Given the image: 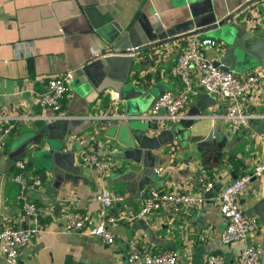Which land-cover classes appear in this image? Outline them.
I'll use <instances>...</instances> for the list:
<instances>
[{
	"label": "crops",
	"instance_id": "crops-1",
	"mask_svg": "<svg viewBox=\"0 0 264 264\" xmlns=\"http://www.w3.org/2000/svg\"><path fill=\"white\" fill-rule=\"evenodd\" d=\"M255 1L0 0V229L35 231L20 251V264H126L129 240L148 254L174 251L177 264H203L205 254H219L225 264H237L245 244H263L264 175L253 177L238 197L243 213L262 225L245 243L222 242L217 193L264 158V62L250 59L246 64L245 73H255L261 81L245 98L246 112L255 118L240 134L230 136V126L222 118L229 102L202 91L190 98L182 120L158 125L174 131L173 142L162 147L152 131L140 135L146 123L110 119L118 113L147 114L156 96L180 89L170 69L186 39L214 42V47H206V58L212 63L221 60V43L211 32L184 35L207 30ZM239 14L248 31L264 42V13L256 4ZM118 29L129 32L131 50L137 52L126 82L108 77L96 65L121 35ZM69 71L74 79L62 100L63 115L69 119L47 121L44 117L53 113L39 107V95L49 78ZM134 94L138 97L125 103ZM213 128L225 135L224 146L214 145L216 154L198 152L197 145ZM148 139L154 143L151 150H141ZM86 153L117 160L127 168L84 166L81 158ZM17 160L25 161L28 179H41L38 188L26 193L37 207V217L21 209L20 187L13 181ZM202 171L219 186L212 197L176 213L160 211L129 220L150 189L201 196L197 179ZM142 181L148 185L144 189ZM104 190L123 196V203L103 209L92 198ZM72 212L84 218L80 233L64 230ZM106 218L118 222L111 230V245L87 233ZM0 264H8L1 248Z\"/></svg>",
	"mask_w": 264,
	"mask_h": 264
},
{
	"label": "built area",
	"instance_id": "built-area-1",
	"mask_svg": "<svg viewBox=\"0 0 264 264\" xmlns=\"http://www.w3.org/2000/svg\"><path fill=\"white\" fill-rule=\"evenodd\" d=\"M258 12L264 13V0H256ZM23 45V44H20ZM214 42L195 38L186 39L179 52L174 66L170 69V76L180 85L177 92L165 91L155 97L151 109L147 114L127 116L118 113L110 117L114 120L137 121L148 124H171L184 118V111L193 96L200 91L216 95L229 102L223 120L230 126L234 134H240L248 129L254 116L246 112L245 98L259 85L261 78L255 73L236 74L215 66L206 58V47H214ZM194 77L196 78L195 82ZM74 79L73 72H64L47 80L46 91L39 95L38 105L42 110L53 113L51 117H44L47 121L69 119L63 115L62 100L70 90V83ZM206 118L207 116H202ZM43 118V119H44ZM103 119V118H101ZM106 120L109 118H105ZM11 128L4 130L3 135ZM2 137H0V148ZM84 166L105 171H116L127 168V165L110 158H103L95 154L82 155ZM17 170L13 181L19 185L22 199V211L25 215L37 217V207L29 200L26 193L35 190L41 184L39 176L27 178L26 163L17 160L14 163ZM264 175V158L251 171L244 172L235 180H230L218 193L219 212L224 222L221 240L224 244L245 243L252 234L261 229V222L256 218L247 217L238 205V197L253 177ZM201 196L193 198L184 193L161 192L150 189L143 198L139 211L129 218L152 216L160 211L178 212L185 205L202 203L215 185L213 177L207 171H202L197 179ZM93 201L105 210L123 203V196L104 190L96 194ZM85 226L84 218L77 212L67 215L64 230L67 233H80ZM118 226L117 220L106 218L98 226L92 228L88 235L97 238L101 243L111 245L115 237L112 229ZM34 230H19L13 228L0 229V248L3 258L8 264H20L19 255L30 241ZM179 255L174 251H163L156 254L144 253L139 243L129 240L126 250V264H177ZM203 264H225L222 255L205 254ZM30 264V263H26ZM237 264H264V241L262 245L245 244L240 252Z\"/></svg>",
	"mask_w": 264,
	"mask_h": 264
},
{
	"label": "water",
	"instance_id": "water-1",
	"mask_svg": "<svg viewBox=\"0 0 264 264\" xmlns=\"http://www.w3.org/2000/svg\"><path fill=\"white\" fill-rule=\"evenodd\" d=\"M251 4L252 3L247 4V6L242 7L238 12L232 14L225 21L215 24L207 30L192 32L184 36L189 37L211 32L212 37L221 43L219 45V54L221 56V60L215 61L213 64L215 66L221 67L225 71L236 72L238 68L246 65L250 59H254L260 64L261 62H264V42H261L259 37H257L253 32L248 31L247 25L243 19H238V15H240L239 12H243ZM118 32L121 35L119 36L118 34L119 37L112 41V44L109 47L110 52L108 55L103 56L96 65L99 67L101 72L107 74L108 77L117 81L126 82L128 80L133 56L137 52L136 50H131L132 45L129 42V32H122L121 29H118ZM91 72L93 73V70H91ZM78 75H80V73ZM137 97L138 96L136 94H134L132 97H127L125 98V103H128ZM158 125L159 124L151 125L146 123V126L139 128V133L141 135L144 133V131H152L155 134V138L153 137L154 140L157 142L158 146L161 147L173 142L174 131L167 128L160 129ZM228 134L230 136L233 135L231 129H228ZM224 136L219 135L217 128H213L208 139L197 145V151L200 153L210 152L212 154H216L217 148L214 147V145H218L219 147L224 146ZM134 140L137 142V144H139L138 138L136 136L134 137ZM153 144V141L148 139V141L143 147H140V149L149 151L151 150ZM153 176H155L154 172L150 178H154ZM147 186L148 185L146 182L142 181L140 183L141 189H144ZM218 191L219 186H216L206 196L210 198L213 196L214 192ZM248 215L251 216V212H248ZM260 217L262 220H264V214H262Z\"/></svg>",
	"mask_w": 264,
	"mask_h": 264
},
{
	"label": "rangeland",
	"instance_id": "rangeland-1",
	"mask_svg": "<svg viewBox=\"0 0 264 264\" xmlns=\"http://www.w3.org/2000/svg\"><path fill=\"white\" fill-rule=\"evenodd\" d=\"M247 70H248L247 66L244 65V66L238 68L237 71L234 72V73H236V74H244Z\"/></svg>",
	"mask_w": 264,
	"mask_h": 264
}]
</instances>
